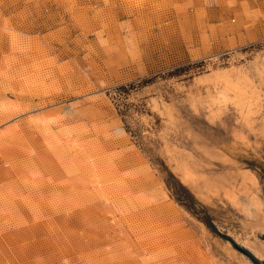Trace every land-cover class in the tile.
<instances>
[{"label": "rangeland", "instance_id": "1", "mask_svg": "<svg viewBox=\"0 0 264 264\" xmlns=\"http://www.w3.org/2000/svg\"><path fill=\"white\" fill-rule=\"evenodd\" d=\"M263 39L264 0H0V264H253Z\"/></svg>", "mask_w": 264, "mask_h": 264}, {"label": "bare ground", "instance_id": "2", "mask_svg": "<svg viewBox=\"0 0 264 264\" xmlns=\"http://www.w3.org/2000/svg\"><path fill=\"white\" fill-rule=\"evenodd\" d=\"M240 205L243 216L253 222L248 227L250 229V234L244 236L241 242H243V244L248 247V249L254 256L263 259L264 243L263 241L258 239L257 234L264 233V201L256 195L245 194V198L242 199ZM240 262L241 264H251L250 261L243 258L240 259Z\"/></svg>", "mask_w": 264, "mask_h": 264}, {"label": "water", "instance_id": "3", "mask_svg": "<svg viewBox=\"0 0 264 264\" xmlns=\"http://www.w3.org/2000/svg\"><path fill=\"white\" fill-rule=\"evenodd\" d=\"M225 237V236H224ZM226 239H228L230 241V243L232 244V246L234 248H236L237 250H239L240 252L246 254L247 256H249V258L252 260L253 264H264V262L259 261L252 253H250L249 251L243 249L242 247L236 245L231 239H229L228 237H225Z\"/></svg>", "mask_w": 264, "mask_h": 264}, {"label": "trees", "instance_id": "4", "mask_svg": "<svg viewBox=\"0 0 264 264\" xmlns=\"http://www.w3.org/2000/svg\"><path fill=\"white\" fill-rule=\"evenodd\" d=\"M121 88H124L123 86H121ZM179 189L182 190L184 193H187V195L190 196V194L188 193L187 189L179 184ZM176 193V194H175ZM175 199L177 202H179L180 204H184L186 207L192 209V206L190 204L187 203V200L185 201V198L182 197V194H177V192H175Z\"/></svg>", "mask_w": 264, "mask_h": 264}, {"label": "built area", "instance_id": "5", "mask_svg": "<svg viewBox=\"0 0 264 264\" xmlns=\"http://www.w3.org/2000/svg\"><path fill=\"white\" fill-rule=\"evenodd\" d=\"M256 43H264V39H263V40H261V41H259V42H256Z\"/></svg>", "mask_w": 264, "mask_h": 264}]
</instances>
